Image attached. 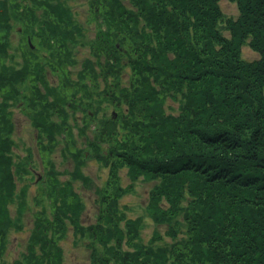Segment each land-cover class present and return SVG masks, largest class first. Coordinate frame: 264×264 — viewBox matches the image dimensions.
<instances>
[{
  "label": "trees",
  "instance_id": "1",
  "mask_svg": "<svg viewBox=\"0 0 264 264\" xmlns=\"http://www.w3.org/2000/svg\"><path fill=\"white\" fill-rule=\"evenodd\" d=\"M86 1L97 25L92 54L105 60L98 70L86 60L74 79L67 66L82 34L71 4L0 0V264L29 208L30 155L16 159L13 152L18 105L46 156L58 134L69 146L73 108L84 119L108 105L117 112L102 113L86 149L69 152V179L61 181L46 159L39 183L49 209L33 212L25 251L11 264H62L60 241L69 229L86 239L89 264H264V0H230L236 18L224 16L219 0ZM13 33L24 42L21 62ZM244 44L258 57L244 58ZM45 65L60 72L56 84L45 78ZM88 156L109 175L98 217L85 225L72 179L86 183L81 167ZM123 168L127 188L118 183ZM140 177L155 181L145 213L165 226L147 240L143 216L128 217L118 205Z\"/></svg>",
  "mask_w": 264,
  "mask_h": 264
},
{
  "label": "rangeland",
  "instance_id": "2",
  "mask_svg": "<svg viewBox=\"0 0 264 264\" xmlns=\"http://www.w3.org/2000/svg\"><path fill=\"white\" fill-rule=\"evenodd\" d=\"M71 4L72 10L76 16V21L81 24V34L79 39H82L80 43L75 44L73 47V56L75 58L74 64L67 66L71 70V75L75 79V75L83 67V63L86 60L91 61L95 68L100 67L99 64H103L105 60V55L100 54L98 57L92 54V45L90 44L96 38L97 25L95 20L91 19L90 16V6L87 4L86 0H66ZM219 4L222 7L225 17L236 18L238 14V8L235 2L230 0H219ZM225 36H228V30L223 29ZM11 41L16 47L17 41L19 39L16 33H13L11 36ZM242 56L246 59L253 60V58L258 57V52L250 48L247 44L242 45ZM15 51V49H13ZM16 60L21 62V54L18 49H16ZM44 75L47 78L49 84H56L59 81L60 72L55 71L52 67L45 65ZM125 71L121 75L122 82L125 83L128 80L130 68L124 67ZM99 80V90L104 88V80L98 78ZM108 80H111V77L108 76ZM20 103V102H19ZM172 105V103L169 101ZM105 100L102 105L104 106ZM18 106L12 107L13 112V139L16 146L13 148L14 155L16 159L19 157H26L27 154L30 155V165L31 172L27 174L24 182L28 184V190L26 194L28 207L23 214L24 224L23 228L20 231L13 230L8 239V246L6 249V254L4 256L5 263L11 264L14 258L18 257L20 253L25 251L26 239L29 235L30 228L32 227V214L35 210L40 209L42 206L46 207L50 205L49 198L46 194H42L40 187H42L43 182L40 184L39 181L45 179L44 172L47 170L46 159L50 158L52 163L55 164V168L59 171L58 177L61 181H65L70 178L69 172L74 168V159L69 153L74 148L77 149H86L87 143L92 139L94 133L93 130L96 125L100 123L99 117L102 113L107 116H111L112 112L115 110L108 105L105 111H100L96 115H92L89 119L83 118V112L80 109L73 108L70 109L68 116V122L70 130L72 131L73 137L69 135L66 138L67 143L61 139L63 134L57 135L56 145L54 146L53 151L50 155H44L41 153L40 146L37 143L35 129L32 126L27 112H24L22 108ZM124 109V105L122 106ZM117 112V111H115ZM79 129H83L84 133H80ZM65 136V135H64ZM84 165L81 167L82 173L87 175L89 178L86 183L82 182L81 179L77 178L72 179V185L74 190L78 192L81 196L84 203V210L82 211L80 217L81 222L85 225L88 223L95 222L98 217V211L100 205L99 201V192L106 186V181L108 178V167H105L97 159L88 156L85 158ZM30 167V166H29ZM119 181L122 187H128L130 185V179L128 178L124 168L119 171ZM155 181L145 180L139 178L132 182L131 187L123 192L118 198V205H120L121 210L128 217H137L143 216V227L141 229V236L145 240L150 238L153 234V231L157 229L162 233L165 229V226L157 225L151 221L150 217L145 213V206L148 200L149 190ZM21 186V183L19 184ZM41 194V195H39ZM37 195L41 197V200L37 201ZM12 211L15 212L14 205L12 206ZM72 229H69L67 236L60 241L62 248L64 250L63 262L62 264H89L88 254L89 249L86 248L85 238L83 239H74Z\"/></svg>",
  "mask_w": 264,
  "mask_h": 264
},
{
  "label": "flooded vegetation",
  "instance_id": "3",
  "mask_svg": "<svg viewBox=\"0 0 264 264\" xmlns=\"http://www.w3.org/2000/svg\"><path fill=\"white\" fill-rule=\"evenodd\" d=\"M17 44H21L20 42L19 43H17ZM23 60V59H22Z\"/></svg>",
  "mask_w": 264,
  "mask_h": 264
}]
</instances>
